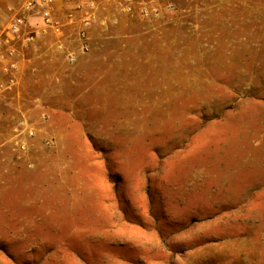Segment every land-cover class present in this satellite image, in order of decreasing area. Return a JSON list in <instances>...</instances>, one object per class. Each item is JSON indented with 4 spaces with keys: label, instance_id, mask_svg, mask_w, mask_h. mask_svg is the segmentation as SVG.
Listing matches in <instances>:
<instances>
[{
    "label": "rangeland",
    "instance_id": "rangeland-1",
    "mask_svg": "<svg viewBox=\"0 0 264 264\" xmlns=\"http://www.w3.org/2000/svg\"><path fill=\"white\" fill-rule=\"evenodd\" d=\"M26 1L0 0V38ZM72 1L53 12L61 35L41 28L36 12L26 14L25 35H53L59 65L39 69L28 50L29 65L16 81L30 97L46 89L34 81L60 85L30 103L55 112L27 117L26 98L9 103L0 120V264L82 256V231L34 228L67 202L76 212L70 219L82 218V167L93 173L96 160L109 178L122 173L113 168L121 162L150 175L182 160L166 167L171 181L183 186L191 174L209 175L204 184L231 192V208L213 220L209 243L230 240V256L245 232L247 241L261 232L264 243V197L257 195L264 192V0H82L81 8ZM81 30L82 67L67 51ZM38 191L41 200L33 197ZM222 219L230 227H220Z\"/></svg>",
    "mask_w": 264,
    "mask_h": 264
},
{
    "label": "crops",
    "instance_id": "crops-1",
    "mask_svg": "<svg viewBox=\"0 0 264 264\" xmlns=\"http://www.w3.org/2000/svg\"><path fill=\"white\" fill-rule=\"evenodd\" d=\"M74 2L57 0L56 5L58 8L70 7ZM79 3L82 4V0ZM39 35L37 33L34 36L28 43L30 45L17 43V53L13 56L20 67L17 72H23L29 65L26 60L28 50L31 56H34L33 61L40 66L39 69H58L59 51L53 47V35ZM75 39L77 44L75 42V47H70V40L67 51L77 53L82 67V50L79 47L81 42L79 38ZM1 60L0 54V66ZM7 81L8 77L0 69V120L8 118L9 103L19 104L26 101V98L29 102L23 113L27 117L55 112L53 107L49 106H30L34 99L49 97V87L60 85L55 80L34 81V86L46 89L31 97L25 94L24 87L27 85L22 80L11 85H7ZM74 83L80 84L82 80ZM40 126L37 124L36 141L42 137ZM0 150H3L1 145ZM180 161L182 160H169L162 174L150 175L140 173L141 170L136 172L133 166L121 162L113 168L122 173L112 172L113 176L110 178L100 160L95 161L93 173H89L87 167H82V218L70 219L76 212H72V207L67 202V205L64 203L54 207V212L50 214L53 217L42 223L37 222L34 228L48 231H82V234H79L82 238V256L46 255L39 256V259L37 256L36 261L44 257L45 264H262L264 243L259 240L262 233L258 234L257 239L256 232L254 241L250 237L247 241V232L243 233L247 228L246 224L242 232L243 237L237 242L235 255L230 256L224 251L230 240L218 246L209 243L216 235L213 220L220 214H228L231 208V192L227 195L225 192L216 191L219 186L216 187L215 183L209 187L204 184V178L214 177L209 175L191 174L183 186L181 182L171 181V170L167 174L166 167L169 163L174 165L172 162ZM259 181L263 183V177ZM257 195L263 198L264 192L261 190ZM237 196L240 197L241 194ZM33 197L39 200L40 192H34ZM51 197L55 199L53 193ZM50 203L56 206L55 203ZM260 205L257 214H262L263 205ZM48 212L46 210L45 213ZM45 213L41 211L38 214ZM71 221L78 225L71 226ZM222 226L230 227V223L226 224L225 219H222L220 227ZM254 227L255 230L257 227L262 228V224H255ZM202 244L204 246H201Z\"/></svg>",
    "mask_w": 264,
    "mask_h": 264
},
{
    "label": "built area",
    "instance_id": "built-area-1",
    "mask_svg": "<svg viewBox=\"0 0 264 264\" xmlns=\"http://www.w3.org/2000/svg\"><path fill=\"white\" fill-rule=\"evenodd\" d=\"M81 8L82 4H78ZM56 7V0H27L23 6V12L16 16L14 20L8 25L7 30L4 33V36L0 38V54L2 64L0 69L3 74L8 77L7 85L14 84L16 82V72L18 70V61L13 58V56L17 53V43L21 42L23 44H27L34 39V35H25L24 28L27 26V13L36 12V15L41 16L40 26L43 29L47 27L53 28L55 33L61 35L62 25L59 20L53 15L54 9ZM73 17V16H72ZM89 19L86 20V24H88ZM86 32H83L85 36ZM79 38L81 40L80 48L82 50V30L79 33ZM59 49H66L62 39H59L58 43ZM83 48H87L83 46ZM68 57L71 62H75L77 60V53L74 51H68ZM6 85V86H7ZM2 85L0 84V90ZM28 135L32 136L35 134L34 130H28ZM17 145H21L20 141L17 140L15 142Z\"/></svg>",
    "mask_w": 264,
    "mask_h": 264
},
{
    "label": "bare ground",
    "instance_id": "bare-ground-1",
    "mask_svg": "<svg viewBox=\"0 0 264 264\" xmlns=\"http://www.w3.org/2000/svg\"><path fill=\"white\" fill-rule=\"evenodd\" d=\"M177 213H178V211H177ZM182 238V237H181ZM203 254V253H202ZM195 264V263H194ZM198 264V263H197Z\"/></svg>",
    "mask_w": 264,
    "mask_h": 264
}]
</instances>
